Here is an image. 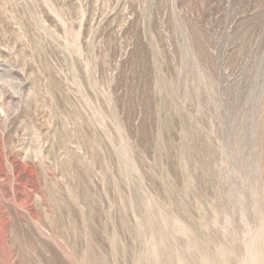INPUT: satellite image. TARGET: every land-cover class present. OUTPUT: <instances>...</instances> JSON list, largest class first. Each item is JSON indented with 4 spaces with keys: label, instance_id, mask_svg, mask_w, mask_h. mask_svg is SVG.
Returning <instances> with one entry per match:
<instances>
[{
    "label": "rangeland",
    "instance_id": "obj_1",
    "mask_svg": "<svg viewBox=\"0 0 264 264\" xmlns=\"http://www.w3.org/2000/svg\"><path fill=\"white\" fill-rule=\"evenodd\" d=\"M0 264H264V0H0Z\"/></svg>",
    "mask_w": 264,
    "mask_h": 264
}]
</instances>
